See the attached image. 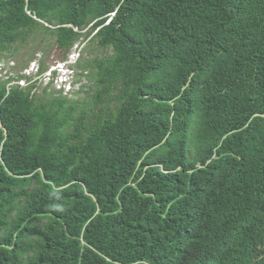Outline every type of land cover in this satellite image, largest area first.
Here are the masks:
<instances>
[{
    "label": "trees",
    "instance_id": "16d2710c",
    "mask_svg": "<svg viewBox=\"0 0 264 264\" xmlns=\"http://www.w3.org/2000/svg\"><path fill=\"white\" fill-rule=\"evenodd\" d=\"M38 37L95 89L0 76V264H264V0H0Z\"/></svg>",
    "mask_w": 264,
    "mask_h": 264
},
{
    "label": "rangeland",
    "instance_id": "374dc122",
    "mask_svg": "<svg viewBox=\"0 0 264 264\" xmlns=\"http://www.w3.org/2000/svg\"><path fill=\"white\" fill-rule=\"evenodd\" d=\"M53 40L54 39H52L50 37L46 38L44 40L46 43H48L50 45V47H48V45L41 46V44H39L41 41H43L41 37H38L34 41H30L28 43L21 44L20 49L18 50V52L16 53V56L14 58L9 59L10 60L9 62L2 61V63L0 64V67L3 68L0 70V76H2V74H4V70H6V71L11 70L12 71L11 75L16 76L17 74H20V73L23 74L25 71H27V69L28 70L31 69V79L33 81L29 84V86L35 84L37 87H39L38 88L39 93L44 88L43 86L48 87L50 90H56L57 88L55 87L56 88L55 89L54 85L48 84L49 82H48V80L44 74V72L47 69H50V66L52 64L57 63L55 60L56 54L51 49L53 46ZM85 43L86 42H84L82 40L78 41L74 45L75 47L73 48V49L76 48L77 50H71V52L76 51L75 52L76 55L79 54L81 59L91 57V55H89L88 52L85 50V46H84ZM77 46H78V48H77ZM82 47H83V49H82ZM47 48L49 49V51L45 52V50H47ZM102 53L103 52L101 51L98 53H93V55H101ZM5 55H6V53H1L0 59L4 58ZM58 61H60V60H58ZM3 63L4 64L9 63V66H7V65H6V67L1 66V65H3ZM79 64H80V62H79ZM81 64H82V61H81ZM78 68H80V67L78 66ZM41 70H43V72H41ZM83 72H84L83 74L85 77L82 78V81L79 84H76V86H74L75 93H73V94H75V97L78 99L84 97L85 99H87L89 101L91 99V95L95 89L94 74H93V77L91 78L90 77L91 71L89 69L85 70ZM6 78H7V76H3L2 80H8ZM82 82H84V84H81ZM11 83H14V82L12 81ZM25 84H27V82ZM91 87L93 88L92 90H90ZM82 88H83V90L81 92H79ZM84 90H85V92H83ZM87 91H88V93H86ZM77 92H79V93H77ZM64 95H66V94H64ZM66 96H68L69 98H72L73 95H70V96L66 95Z\"/></svg>",
    "mask_w": 264,
    "mask_h": 264
},
{
    "label": "built area",
    "instance_id": "2783aa9c",
    "mask_svg": "<svg viewBox=\"0 0 264 264\" xmlns=\"http://www.w3.org/2000/svg\"><path fill=\"white\" fill-rule=\"evenodd\" d=\"M69 57L71 58V59H73V60H77L78 59V57H79V54H77L76 55V53L75 52H72L70 55H69ZM2 62H0V64H1ZM63 65V61H57V63L56 64H52L51 66H50V69H47L45 72H44V74H45V77L47 78V80H48V84H52V85H54V88L56 89V91H59V92H61L63 95L64 94H66V95H74L73 93H75V89H74V86H73V84H71L70 82H66L65 81V79L61 76V75H59L58 76V78H55L54 80H53V73H54V69L56 68V67H61ZM1 66H3V67H5L4 65H1ZM1 69H3L2 67H0V70ZM34 69V68H33ZM12 74V71L11 70H8V71H6V70H4V74H2V77L3 76H7V78L6 79H10L9 81H8V86L10 87V86H17V85H19V86H21V87H27L33 80L31 79V69L30 70H28L27 69V71H25L23 74H17L16 76H13V75H11ZM19 75H22V77H20L19 78ZM14 82V83H11V82ZM27 82V84H25ZM47 84V85H48ZM27 85V86H26ZM43 87H45V86H43Z\"/></svg>",
    "mask_w": 264,
    "mask_h": 264
},
{
    "label": "clouds",
    "instance_id": "9594fccd",
    "mask_svg": "<svg viewBox=\"0 0 264 264\" xmlns=\"http://www.w3.org/2000/svg\"><path fill=\"white\" fill-rule=\"evenodd\" d=\"M74 47L75 46H73V48ZM73 48H72V50H77L76 48L75 49H73ZM77 48H78V46H77ZM70 52L68 53L66 58L60 60V61H63V65L61 67H56L54 69L53 80L55 78H58L59 75H61L65 79L66 82H70L71 84H73V86H76V84H79L82 81V78L85 77L83 74L84 70H81L80 68H78V66L80 65L79 64L80 55H79L78 59L75 61L69 57V55L73 51L71 53ZM81 84H84V82H82Z\"/></svg>",
    "mask_w": 264,
    "mask_h": 264
},
{
    "label": "bare ground",
    "instance_id": "6f19581e",
    "mask_svg": "<svg viewBox=\"0 0 264 264\" xmlns=\"http://www.w3.org/2000/svg\"><path fill=\"white\" fill-rule=\"evenodd\" d=\"M41 72H43V70H41Z\"/></svg>",
    "mask_w": 264,
    "mask_h": 264
}]
</instances>
